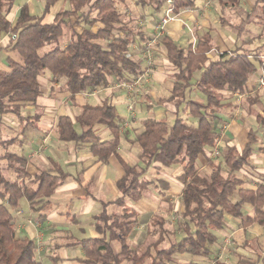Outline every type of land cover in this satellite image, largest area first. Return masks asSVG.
I'll return each instance as SVG.
<instances>
[{"label": "trees", "instance_id": "obj_1", "mask_svg": "<svg viewBox=\"0 0 264 264\" xmlns=\"http://www.w3.org/2000/svg\"><path fill=\"white\" fill-rule=\"evenodd\" d=\"M42 1L40 14L29 12L24 4L11 23L7 14L14 0H0V33L9 35L7 50L16 56L8 55L7 67L0 69V133L3 135L0 136V198L5 200L0 202V264H43L35 258L34 241L16 236L9 208L17 207L19 200L25 198L30 209L39 212V217H45L51 207L48 198L69 175L56 161H51V168L30 175L25 169L26 157L9 150L10 146L22 143L26 130L36 127L42 116L36 104L42 92L39 76L48 71L51 81H62L60 89L73 96L107 87L111 80L130 81L142 75L146 68L128 56L131 45L137 40L144 42L145 37L136 28L134 17L125 19L119 8V5L125 6L127 0ZM58 1L66 2L68 8L59 9L51 22H45L44 16ZM134 1L158 13L166 0ZM172 1L174 12L182 6L193 5V0ZM228 1L240 7L238 0ZM249 23L264 28V0H253L251 9L244 10V15L234 25L238 37L245 34ZM64 27L72 29L66 43L61 41ZM159 42L174 71L170 75L169 95L159 98L157 103H172L173 119L169 121L167 116L143 119L142 130L135 132L130 140L138 150L137 161L125 162L119 157L124 171L115 181L119 194L111 202L101 201L102 210L93 215L97 235L74 242L81 246L86 264H169L174 262L175 254L185 253L206 257L217 240L213 231L225 226L226 216L240 220L244 227L253 223L264 225V182H258L255 187L247 186L244 178L236 174L249 163L252 145L257 142L252 129L248 130L247 141L240 151L225 143L222 162L207 160L211 171L202 172L196 163L204 149L216 146L215 127L222 123L217 114L232 105L224 100V90L242 91L250 74L256 70L255 62L262 64L261 54L243 51L245 42L242 41L234 49L209 58L207 53L213 48L210 32L198 36L195 43H189L186 48L178 47L167 35H162ZM199 66L200 72L194 77ZM192 88L202 95V100L189 98ZM258 96L255 92L247 100L257 102ZM28 105L34 107L29 114L26 113ZM182 112H188L196 122L187 124ZM4 116L17 119L19 126L14 135L3 134ZM256 121L264 125V108ZM75 123L80 130L75 128ZM100 127L107 128L110 137L101 138ZM120 134L115 105L106 99L100 104H84L81 113L73 119L68 114L57 117L58 140L72 142L75 148L86 146L101 164L106 163L110 155L117 154ZM155 162L181 168L176 175L182 183L180 208L175 212L177 229L183 235L177 239L172 237L174 232L166 227L167 221L162 215L139 213L126 205L127 199L137 201L150 186L160 195L169 189L166 179L147 176L151 168H156ZM109 204L118 206L119 211L109 212ZM245 206L251 207V215L244 213ZM168 209H172L170 203ZM138 224L146 225L143 233H138ZM151 228L156 237L145 242ZM112 241L118 242V251L113 249ZM261 257L264 264V254ZM213 262L227 264L218 259Z\"/></svg>", "mask_w": 264, "mask_h": 264}, {"label": "crops", "instance_id": "obj_2", "mask_svg": "<svg viewBox=\"0 0 264 264\" xmlns=\"http://www.w3.org/2000/svg\"><path fill=\"white\" fill-rule=\"evenodd\" d=\"M39 1L42 2L43 8L42 0H14L7 14V19L11 23H14L20 7L24 4L27 5L29 12L34 13L37 7L39 9ZM203 1L204 0H193L192 6L185 5L180 7L177 12L178 17L167 25L164 35L170 37L178 47L186 48L189 43H195L198 36L210 32L213 48L207 53L209 58H215L221 52L234 49L241 45L242 41L245 42V44L242 45V50L252 46V41H250L249 44L246 43L249 39L243 38L244 34L241 37L237 36L234 28L236 23L226 19L223 15L219 14L217 18H214L212 23H209L207 20L211 7H204ZM227 1L228 0H226V2ZM214 2H217L219 5H224L225 8L234 6L219 0H211L209 6H211L212 3L214 4ZM238 2L240 7H242L240 0H238ZM56 3L58 10L61 9L60 7L62 4H65L63 1H58ZM53 6L51 8H53ZM251 6L252 3L249 8H242L243 10L249 11ZM163 7L158 12L157 19ZM215 7L216 6H214V8ZM51 8L43 18L45 22H51L53 20L55 13L51 11ZM75 28L77 27L75 26ZM151 31L150 29L142 28L145 40L150 37ZM8 42L9 35L0 33V69H5L7 67L6 58L8 55L12 58H16L13 52L7 50ZM143 43L144 42H139L137 40L131 45V50H135L136 53L134 55L135 58L140 57L138 55L141 53V50H139L138 47H141ZM153 54L155 63L158 64V66L149 79L146 80L145 76H143L137 80V103H135V113L128 112V104L125 100V95L118 87L122 82H115V85L111 86L110 81L107 87H97L70 96L68 91L60 89L62 81H51L50 73L46 72L39 76L42 92L41 95L38 96L36 104L42 116L36 127H31L26 130V135L22 143L10 146L9 150L26 157L25 169L30 175H34L40 169L51 168V161H56L62 170L68 172L69 175L59 183L52 195L48 198L51 201V207L47 211L45 217H39V212L30 209L28 201L25 198H21L19 200V205L15 208H9V210L13 216L16 236L28 237L34 241L35 258L39 259L43 264H59L62 262L67 264H86L83 261L85 256L81 246L74 245V242L78 239L97 235L93 224V215L102 210L101 201L111 202L118 194L115 181L124 173L119 157L125 162L131 163L129 157L120 152L123 148V142L130 143V140L133 138L131 134L133 133L134 136L135 132H140L142 130V121L147 117L163 118L167 116L169 121L170 117L173 119L174 108L172 103L165 102L160 104L157 103V100L159 98H166L169 95L171 88L170 75L174 70L172 64L167 59L164 46L160 42L158 43V41L153 47ZM260 54L262 64L260 65L258 62H255L256 70L250 74L244 89L238 91L241 96L237 97L235 95L237 91L231 92L224 90V94L226 97L230 98V100H233V104L239 103L246 95H254L255 92L259 91L258 93H260L264 89V87H259V80L264 74V52ZM161 63L164 65L163 67L160 66ZM199 72L200 66L194 72V77H197ZM137 78L138 77L134 79ZM194 92L201 95L196 89H194ZM201 97L197 96L198 99L196 100H202ZM104 99L115 105L121 134L120 146L118 147L117 154L110 155L108 161L101 164L86 146L75 148L72 142L58 140L57 117L60 114H68L73 119L81 113L84 104H100ZM33 111L34 107L28 105L26 113L29 114ZM260 111V109L257 110L255 115L262 114V111ZM219 115L222 122H226L224 124L226 125V130H224L222 135L224 144L234 145L238 151L244 147L247 141L248 130L252 129L255 132L257 142L252 146L258 145V149L262 153L254 157L253 151L247 166H244V168H241L236 173L243 172L245 176L255 181L256 184L258 182H264V143L260 144L259 135L255 131L256 127L251 125V122H246L244 125L245 128L243 129V127H239L238 125L239 122L243 124L242 121L229 119L226 116L221 117L222 114ZM256 116L254 117V122L260 125L256 121ZM12 123L14 124L6 123L8 130L3 132L4 135H14L17 132L19 126L17 119ZM252 126L255 128H252ZM261 126L264 125H260L259 129ZM75 128L80 130L77 123H75ZM133 128H135V131ZM259 131L260 130H258V132ZM98 135L103 139L110 137L109 130L104 127L98 129ZM210 152L211 151L206 148L198 155L196 163L200 170L202 167L201 165H203L207 168V171H211V166L207 162L208 159L212 160ZM153 165L156 167L155 169L157 172L169 168L162 166L159 162H155ZM174 179L179 186L182 187V183L176 178V175ZM255 185L251 187H255ZM150 187L153 188L152 186ZM171 188L173 189L170 184L167 190ZM179 193L181 192L179 191ZM158 195L162 196L160 194ZM142 197L137 201L131 200L133 202L132 204L126 200V205L139 213L158 214L166 218L162 212L154 211L151 205L143 202ZM23 199H25L26 202H23ZM0 202H5V200L0 198ZM177 204V209H179L180 203ZM168 205L169 203L167 204V209ZM173 206L174 205H172V207ZM98 208H100V210H98ZM119 209L120 208L114 204H109L107 206L109 212H117ZM177 209H175V211ZM244 209L246 215H251L250 206H245ZM225 220V226L222 229L213 231L217 237L213 245L216 246L215 248H221L220 243L226 240L225 246L231 248L229 253L235 257V260L221 258V256H216L215 252L211 264H214V259L225 261L227 264H261V256L264 254V225L253 223L244 227L240 220L232 218L231 216L226 217ZM136 229L140 230L137 226ZM143 232L144 231H138V233ZM114 242L116 241L111 242L112 247L115 251H118L119 247L117 249L113 244ZM210 250H212L211 247ZM125 263L130 264L129 262H124L123 264ZM195 263L200 264L201 262L196 261Z\"/></svg>", "mask_w": 264, "mask_h": 264}, {"label": "rangeland", "instance_id": "obj_3", "mask_svg": "<svg viewBox=\"0 0 264 264\" xmlns=\"http://www.w3.org/2000/svg\"><path fill=\"white\" fill-rule=\"evenodd\" d=\"M210 1L211 0H204L203 1L204 7L205 6H207L208 8L211 7V11L208 15L209 18L207 20L209 23H212V21H214V18H217L219 14L223 15L226 19L233 21L234 23H238L239 18L244 15L243 8H246V9L249 8L251 3L253 2V0H240V4L242 5L243 8L242 7L237 8L235 5L232 7L228 6L227 8H225L224 5H219V4H217V2H214V4L212 3V5L209 6ZM222 2L224 3V2H226V0L222 1ZM227 3L233 4L231 1H227L226 4ZM66 4L67 3L65 2V4H62V6L60 8L61 9L65 8V7L68 8V4H67V6H66ZM40 5H41V7H40ZM163 5L165 6V3ZM214 6H216V7L214 8ZM57 7L58 6L56 3L53 6V8H51V11L53 13H56L58 10ZM119 8L123 12V14L125 15V19H127V17H134V22L136 21V28L140 31H142V28L152 30L153 25L158 20L157 19L158 13H154L152 8L141 7V6L137 5L134 0H127L126 5L125 6L119 5ZM213 8H214V10H213ZM37 9H38V7H37ZM37 9L34 11V13L40 14V11L42 10V2L41 1H39V9L38 10ZM177 17H178V13L176 12L175 19ZM167 25H166V27H167ZM166 27H165L164 32L166 31ZM71 33H72V29H69L68 27H64V33L61 37L62 43H66L68 41ZM151 33H152V31H151ZM162 35H164V33ZM161 36H159L157 39L158 43H159V38ZM148 38L146 40H148ZM243 38L250 39L252 41V43H251L252 46L244 48L243 51H247L248 53H251V54H253L255 51H258L259 53L264 52V47H263V45H264V28L262 30V28L259 25H256L255 23H249V24H247V32L244 34ZM157 41H156V43H157ZM156 43L153 44V47L155 46ZM143 46H144V43L141 44V47H138V49L142 51ZM129 52H131L133 57L136 54L135 50L134 51L130 50ZM138 56H140V57H136V58L134 57V60H136L137 62H139L143 66L147 67L148 63H146V61L144 59L143 52H141ZM160 62H162V61H160ZM157 66H158V64L155 63L154 54H153L152 61L149 64L148 75H145L146 80L150 78L151 74L153 73V71L155 70V68ZM160 66L163 67L164 65L161 63ZM46 72H48V71H45L44 73H46ZM138 79L139 78L134 79V80L132 79L130 81H124L120 85H118L119 90L123 91V94L125 95V100H126L127 104L129 105L130 103H132V109L128 110V112H130V113L136 112L135 103H137L136 93H137V85H138L137 80ZM115 82L116 81L111 80V86L112 85L114 86ZM129 86H131V87H129ZM258 95H259L258 101L254 102V103L248 102V100H247L248 95H246L244 98H242L239 103H235V104L232 103V101H233L232 99L230 100V98H228V97H223L224 100L230 101L232 103V105H231V107H225L217 115L222 114L221 117L226 116L229 119H235L238 121H242L243 124H241V122H239L238 125H239V127L240 126L243 127V129L245 128L244 125L246 122H248V123L251 122V125H254L256 127L255 128L254 126H252V128H255V131L259 135L260 144L261 143L263 144L264 143V126H261V128L259 129L260 125L255 124L254 117L256 116L255 112L257 110L260 109L262 111V109L264 108V105H263V103H264V89L260 93H258ZM197 96L201 97V95L194 92V88H192L190 95H189V98L196 100V99H198ZM249 96L253 97L252 94H250ZM181 116L183 117L184 121L187 124H194L196 122V121H194L195 118L192 117L191 115H189L188 112H182ZM171 118L172 117H170V121H172ZM14 121H15V118L13 116H4L3 123L5 126L3 125L2 131L6 132L8 130L6 127V123L14 124V123H12ZM225 123L223 121L221 124H219L218 126L215 127L214 135L217 139V144L213 148H208L211 151L210 156H211V159L214 161V163L222 162V156H223V153L225 150V144H224L223 139H222V135L224 133V130H226V127H225L226 125H224ZM129 128H130V126H129ZM133 130L135 131V128H133ZM258 130H260V131L258 132ZM0 136H3V135L0 133ZM131 136L133 137V133L131 134ZM236 138H237V136H236ZM234 140L238 141L237 139H234ZM136 146L139 147L137 144H136ZM253 151H254V157L257 156V154L262 153L258 149V145L253 146ZM120 152L122 154L127 155L129 157V160L131 161V163L136 161V156H137L138 150L135 147V145H132L131 143H124L123 142V148L121 149ZM201 166H202L201 171L207 172V168L203 165H201ZM180 172H181V168L179 165H172L167 169L165 168V169L160 170V172H157L155 168H151L147 173V176L149 178L156 179L157 177H162V178L166 179L169 182V184H171L173 189L171 188L170 190H165L164 194L162 196H159L157 194L156 190L154 188L150 187L147 191H145V193L142 197V201L151 205L153 207L154 211L162 212V214L166 217V221H167L166 227L174 232V235L172 237H174L176 239L183 235V233L177 229L178 215L176 214V212H174L175 209H177V205H178L177 203H180L179 191L181 192V190H180L181 187L179 186L177 181L174 179V177H175V175L179 174ZM237 175L239 177L244 178L247 186H254L256 184L255 181L250 180L247 176H245L243 174V172H239ZM118 194H119V192H118ZM23 202H26V200L23 199ZM127 202H129L130 204L133 203L130 199H127ZM168 203H171L172 205H174L172 207V210L167 209ZM98 210H100V208H98ZM226 217H230V216H226ZM137 227H138V229H140L138 231H145L146 230L145 225L139 224V225H137ZM151 229H152L151 233L146 234L147 236L145 237V242L152 241L156 237V234L154 232V228H151ZM131 243H132V246L135 245L134 240H132ZM113 244L118 249V247H119L118 242H114ZM225 245H226V240H223L220 243L221 248H218V247L215 248L216 246L212 245L211 246L212 252L209 256H206V257H203V256L195 257V256H192V255L186 254V253L185 254H175L174 255V262H170L169 264L187 263L189 261H193V262L200 261L201 262L200 264H211L212 258L215 255V252H216V256H221V258H224V259L230 258L231 260H235V257L229 253L231 248H229V246H225ZM59 264H67V263L62 262Z\"/></svg>", "mask_w": 264, "mask_h": 264}, {"label": "built area", "instance_id": "obj_4", "mask_svg": "<svg viewBox=\"0 0 264 264\" xmlns=\"http://www.w3.org/2000/svg\"><path fill=\"white\" fill-rule=\"evenodd\" d=\"M175 17H176V12H174L173 1L172 0H166L165 6L163 7V10L159 15L158 20L156 21V23L152 27V33H151L150 37L148 38V40H146L144 42V46L142 47L141 52H143L144 59H145L146 63H148V66L145 68L142 75L138 76V78H141L145 75H148L149 64L151 63L152 57H153V44L156 43L158 37L164 33L166 25L170 21L174 20ZM128 56L134 59L131 52L128 53ZM131 86H129V87H131ZM259 87H264V74L262 75V77L259 80ZM235 95L237 97L241 96V94L238 91L235 93ZM127 107H128V110H131L132 104H129Z\"/></svg>", "mask_w": 264, "mask_h": 264}]
</instances>
